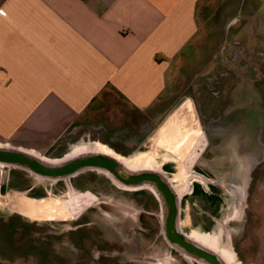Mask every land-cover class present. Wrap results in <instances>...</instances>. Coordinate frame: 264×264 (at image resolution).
Instances as JSON below:
<instances>
[{
    "label": "crops",
    "instance_id": "0c3cea01",
    "mask_svg": "<svg viewBox=\"0 0 264 264\" xmlns=\"http://www.w3.org/2000/svg\"><path fill=\"white\" fill-rule=\"evenodd\" d=\"M213 2L0 0V139L39 151L74 144L69 154L85 148L75 143L85 132L115 134L125 123L146 132V117L168 103L171 71L189 46L199 52L203 28L214 16ZM222 2L223 56L241 59L249 44L264 54V0ZM209 72L203 68L197 75ZM235 85L227 89L224 101L233 98L241 109L224 115V146L218 149L214 143L208 159L213 161L208 165L213 176L207 194L214 208L206 211L213 225L246 212L239 240L244 258L239 259L242 264H264V178L253 174L264 149L258 147V115H246L248 108L256 107L242 104L253 97L254 89L248 82ZM181 91L171 106L182 96L195 104L194 97ZM138 114L143 118L135 122ZM90 150L104 153L96 147ZM235 203L251 209L250 220L247 210L235 213L230 208Z\"/></svg>",
    "mask_w": 264,
    "mask_h": 264
},
{
    "label": "rangeland",
    "instance_id": "374dc122",
    "mask_svg": "<svg viewBox=\"0 0 264 264\" xmlns=\"http://www.w3.org/2000/svg\"><path fill=\"white\" fill-rule=\"evenodd\" d=\"M211 7L214 16L203 28L199 52L189 46L171 71L168 103L160 113L153 109L146 117L150 122L146 132L139 133L137 125L129 128L127 123L120 124L121 131L115 134L85 132L75 141L85 148L69 154L74 144L39 151L0 139V146L25 150L54 163L92 153L95 150L90 149L96 147L122 159L130 171L155 168L176 192L180 230L220 254L225 264H242L239 240L246 225L245 211L250 220L251 209L232 204L235 213L241 210L244 215L241 212L232 220L223 217L213 225L208 211L214 205L207 194L211 187L207 177L211 175L204 165L213 157L214 143L218 149L224 146L220 144L224 115L241 109L233 98L224 101L230 85L248 82L254 89L253 97L242 104L256 107L248 108L246 115L250 119L258 115L255 128L262 144L258 147L264 149V54H258V45L249 44L241 59L224 57L222 0H214ZM203 68L210 72L199 77L197 72ZM241 69L248 75H240ZM180 89L184 91L180 94L194 97L195 104L182 96L171 106ZM232 102L234 106L226 107ZM150 134L151 140H146ZM218 158L225 159L222 155ZM262 158L253 173L260 180L264 178V151ZM163 216V200L154 186L128 185L103 168L89 167L49 178L18 164L0 162V264H207L170 242Z\"/></svg>",
    "mask_w": 264,
    "mask_h": 264
},
{
    "label": "water",
    "instance_id": "95a60500",
    "mask_svg": "<svg viewBox=\"0 0 264 264\" xmlns=\"http://www.w3.org/2000/svg\"><path fill=\"white\" fill-rule=\"evenodd\" d=\"M0 162L18 164L49 178H60L84 168L98 167L107 170L128 185L150 184L156 188L163 200L164 230L170 242L207 264H225L217 252L193 241L180 230L176 192L167 178L157 171L148 169L130 171L114 157L105 153H85L54 163L25 150L2 146H0Z\"/></svg>",
    "mask_w": 264,
    "mask_h": 264
},
{
    "label": "flooded vegetation",
    "instance_id": "af4514ba",
    "mask_svg": "<svg viewBox=\"0 0 264 264\" xmlns=\"http://www.w3.org/2000/svg\"><path fill=\"white\" fill-rule=\"evenodd\" d=\"M221 53H222V51H221ZM248 71V70H247ZM243 74L245 75L246 74V70L243 72ZM252 74V73H251ZM246 75H248V72H247V74ZM107 154V153H106ZM109 155H111V154H109ZM207 162H209V164H211L212 162H211V159L210 160H208ZM122 164V163H121ZM124 165V164H123ZM131 166V165H130ZM204 167H206L207 168V170H209V167L207 166V165H204ZM152 170H154V171H157L155 168L154 169H152ZM209 173H210V175L212 176V173L209 171ZM211 176H209V177H207V179H208V186H210V184L212 185V179H211ZM203 177H204V175H203ZM168 180V179H167ZM169 181V180H168ZM171 184V183H170ZM219 230H221L220 231V233H223L224 232V227L223 226H221L220 227V229ZM187 235V234H186ZM187 237H189L188 235H187ZM190 238V237H189ZM190 239H192V238H190ZM219 240V239H218Z\"/></svg>",
    "mask_w": 264,
    "mask_h": 264
},
{
    "label": "bare ground",
    "instance_id": "6f19581e",
    "mask_svg": "<svg viewBox=\"0 0 264 264\" xmlns=\"http://www.w3.org/2000/svg\"><path fill=\"white\" fill-rule=\"evenodd\" d=\"M107 155H109V154H107ZM109 156H112V155H109ZM112 157H114V156H112ZM119 163H121L122 162V159H120V158H116V157H114ZM220 255V254H219Z\"/></svg>",
    "mask_w": 264,
    "mask_h": 264
}]
</instances>
